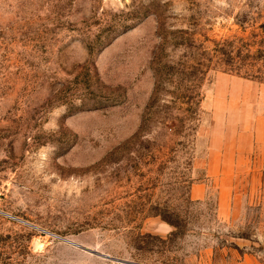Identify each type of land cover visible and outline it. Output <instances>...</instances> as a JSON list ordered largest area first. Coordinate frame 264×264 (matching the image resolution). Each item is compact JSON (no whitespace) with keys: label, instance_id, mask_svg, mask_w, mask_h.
<instances>
[{"label":"rangeland","instance_id":"374dc122","mask_svg":"<svg viewBox=\"0 0 264 264\" xmlns=\"http://www.w3.org/2000/svg\"><path fill=\"white\" fill-rule=\"evenodd\" d=\"M0 264H264V0H0Z\"/></svg>","mask_w":264,"mask_h":264},{"label":"water","instance_id":"95a60500","mask_svg":"<svg viewBox=\"0 0 264 264\" xmlns=\"http://www.w3.org/2000/svg\"><path fill=\"white\" fill-rule=\"evenodd\" d=\"M62 239H63L64 241H66V242H68V243L74 245V246H77V247H79V248H82V249H84V250H87V251H89V252H92V253H94V254H98V255L104 256V255H102V254H100V253H98V252H96V251H93V250L87 249V248L83 247L82 245H80V244H78V243H76V242H74V241H72V240L65 239V238H62Z\"/></svg>","mask_w":264,"mask_h":264},{"label":"trees","instance_id":"16d2710c","mask_svg":"<svg viewBox=\"0 0 264 264\" xmlns=\"http://www.w3.org/2000/svg\"><path fill=\"white\" fill-rule=\"evenodd\" d=\"M222 51H223V52H222L223 55L227 56L228 59H229V58H232L231 56H233V53H234L233 50L222 49ZM192 112H193V110H192ZM194 112H195V109H194Z\"/></svg>","mask_w":264,"mask_h":264}]
</instances>
